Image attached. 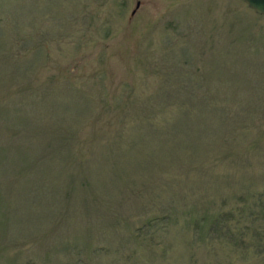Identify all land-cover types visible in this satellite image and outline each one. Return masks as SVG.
Wrapping results in <instances>:
<instances>
[{
    "label": "rangeland",
    "instance_id": "1",
    "mask_svg": "<svg viewBox=\"0 0 264 264\" xmlns=\"http://www.w3.org/2000/svg\"><path fill=\"white\" fill-rule=\"evenodd\" d=\"M0 264H264V18L0 0Z\"/></svg>",
    "mask_w": 264,
    "mask_h": 264
},
{
    "label": "water",
    "instance_id": "2",
    "mask_svg": "<svg viewBox=\"0 0 264 264\" xmlns=\"http://www.w3.org/2000/svg\"><path fill=\"white\" fill-rule=\"evenodd\" d=\"M247 5V7L254 11L256 15L264 17V0H241ZM139 6V3L136 4V7ZM134 11L132 12V14Z\"/></svg>",
    "mask_w": 264,
    "mask_h": 264
}]
</instances>
